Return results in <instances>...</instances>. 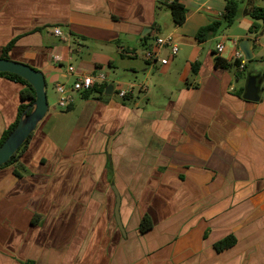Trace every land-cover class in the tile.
<instances>
[{
    "label": "crops",
    "instance_id": "crops-1",
    "mask_svg": "<svg viewBox=\"0 0 264 264\" xmlns=\"http://www.w3.org/2000/svg\"><path fill=\"white\" fill-rule=\"evenodd\" d=\"M173 1L186 9L179 25ZM238 2L233 23L199 42L225 0H0V55L13 41L7 57L54 86L73 81L76 59L79 73L134 84L125 98L105 95L106 85L73 93L64 110L47 100L25 148L0 166V264H264V79L257 102L236 93L248 73L264 72V31L249 32L248 14L264 0ZM160 35L178 45L173 57L161 50L166 64L127 55ZM243 38L246 68L215 67L216 57L234 61ZM22 88L0 75V138ZM144 215L151 227L140 231Z\"/></svg>",
    "mask_w": 264,
    "mask_h": 264
},
{
    "label": "water",
    "instance_id": "water-1",
    "mask_svg": "<svg viewBox=\"0 0 264 264\" xmlns=\"http://www.w3.org/2000/svg\"><path fill=\"white\" fill-rule=\"evenodd\" d=\"M238 46L246 61L253 58L252 42L250 39H241ZM0 72H8L20 76L26 80L35 91L34 100L21 112L17 124L0 145L1 166L10 159L34 131L37 124L43 119L48 109V103L45 91V79L40 70L19 61L0 57ZM261 84L262 77H260V75L248 73L243 87L242 98L257 102L261 96ZM103 93L105 95H111L113 93V83H108L104 87ZM115 215L117 223L121 227L118 217V199L115 207Z\"/></svg>",
    "mask_w": 264,
    "mask_h": 264
},
{
    "label": "trees",
    "instance_id": "trees-1",
    "mask_svg": "<svg viewBox=\"0 0 264 264\" xmlns=\"http://www.w3.org/2000/svg\"><path fill=\"white\" fill-rule=\"evenodd\" d=\"M167 7H168V10L170 12L173 23L176 25L181 24L185 18V12H186L185 7L177 1H173L169 4H167ZM238 14H239V2H238V0H225L224 14L222 16V20L213 21L212 23L207 24V25L199 28L198 31L196 32V39L199 42L205 41L210 36L214 35L215 33H218L222 28H225V27L229 26L230 24H232L234 19L238 16ZM248 14L253 19L252 25L249 28V32L252 33L254 36H257L262 31H264V8L259 7V6H252L250 8ZM146 37H147V35L144 36V38H146ZM12 43H13V41L7 43L2 48V53L0 55L1 57L8 58L7 52L10 49ZM251 61H252V59L248 60L247 62H251ZM237 65H238V61H236V60L230 64V63H227L224 59H222L220 57H216L214 59V66L215 67L228 68L230 66L237 67ZM245 68H246V65H245L244 69ZM197 69H198V62H194L192 64V69H191L192 76H194L196 74ZM0 75H6V76L16 80L17 82H19L23 85V88L20 91V100L22 103L18 107V112H17V116H16L15 121L3 132L2 137L0 138V145H1L2 142L5 140V138L8 136V134L11 132V130L17 124L21 112L28 105H30L32 103V101L34 100L35 91L32 88V86L26 80H24L23 78H21L20 76H18L16 74H12V73H8V72H0ZM260 77H262L264 79V72L261 73ZM91 90H94V89H91ZM91 90L83 92L82 98H87L88 95L90 94ZM95 90L97 92L103 91L102 87L97 88ZM242 92H243V88L239 89L236 93L238 96L242 97ZM27 140H28V138L18 148V150L10 157V159L8 161H6V163L1 165V166L11 164L18 157L19 153L25 148V146L27 144ZM150 227H151L150 218L147 215H144L141 222H140L139 229H140V231H145ZM232 242H233V238L227 237V238L219 241L217 243L216 247L218 249H221V248L227 246L228 244H231ZM26 264H34V263L29 262Z\"/></svg>",
    "mask_w": 264,
    "mask_h": 264
},
{
    "label": "built area",
    "instance_id": "built-area-1",
    "mask_svg": "<svg viewBox=\"0 0 264 264\" xmlns=\"http://www.w3.org/2000/svg\"><path fill=\"white\" fill-rule=\"evenodd\" d=\"M52 34L56 37L64 38L63 33L60 28L53 27ZM167 47L169 50V56L173 57L178 52V45L174 43L169 35L156 36L149 47L144 48L142 51L129 50L127 55L142 57L149 65L154 63L166 64L167 57L161 56V50ZM216 51L219 53L222 51L221 43L216 45ZM52 60L56 63L62 61L60 55H54ZM238 61L237 70L242 71L245 67V59L240 52L237 50L234 55V61ZM68 74L73 76V81L70 84L67 83H57L55 85V91L58 93V98L56 100V107L60 110H64L69 107L73 102V93L85 92L93 89L94 87H99L107 85L108 78L105 73L101 71H93L90 73H79L77 69L69 65L67 67ZM139 89L145 90V87L138 85ZM134 84H129L126 88L119 86V83H113V91L121 98L130 96L133 93Z\"/></svg>",
    "mask_w": 264,
    "mask_h": 264
},
{
    "label": "rangeland",
    "instance_id": "rangeland-1",
    "mask_svg": "<svg viewBox=\"0 0 264 264\" xmlns=\"http://www.w3.org/2000/svg\"><path fill=\"white\" fill-rule=\"evenodd\" d=\"M152 36V35H151ZM57 38L56 37H54V36H52V37H50V40L51 41H55L56 43H57V40H56ZM154 40V39H153ZM88 44V43H87ZM138 47H140V46H138ZM81 49H82V51H83V54L86 52V51H84L85 50V48H83V47H81ZM139 50V49H138ZM76 57H78V56H76ZM77 60V59H76ZM76 60H74L73 61V63L72 64H74V66L76 65ZM140 65H143V62L142 61H140V60H138L137 61ZM140 76L138 77V81H140ZM137 81V82H138ZM45 82H46V92H47V100H48V103L49 104H51V103H53V102H56V100H57V98H58V93L54 90L55 89V86H54V80L50 77V76H48L46 73H45ZM114 95L116 94V93H113ZM116 96V95H115Z\"/></svg>",
    "mask_w": 264,
    "mask_h": 264
}]
</instances>
